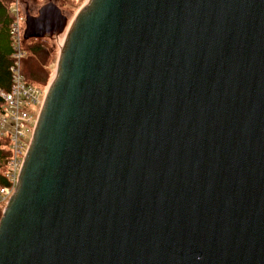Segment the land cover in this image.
Returning <instances> with one entry per match:
<instances>
[{
    "label": "water",
    "instance_id": "water-1",
    "mask_svg": "<svg viewBox=\"0 0 264 264\" xmlns=\"http://www.w3.org/2000/svg\"><path fill=\"white\" fill-rule=\"evenodd\" d=\"M63 37L0 264H264V0H86Z\"/></svg>",
    "mask_w": 264,
    "mask_h": 264
},
{
    "label": "built area",
    "instance_id": "built-area-1",
    "mask_svg": "<svg viewBox=\"0 0 264 264\" xmlns=\"http://www.w3.org/2000/svg\"><path fill=\"white\" fill-rule=\"evenodd\" d=\"M19 1L16 0V3H13L12 20L8 27L12 45V65L9 68L12 84L8 92H0L2 100L0 131L2 136L7 137L9 147L5 169L6 185L0 187L1 213L5 210L14 193L48 88V86L27 84L22 73L21 63L25 59L23 49L25 40L23 39L24 30L22 28L25 16L19 12Z\"/></svg>",
    "mask_w": 264,
    "mask_h": 264
},
{
    "label": "trees",
    "instance_id": "trees-1",
    "mask_svg": "<svg viewBox=\"0 0 264 264\" xmlns=\"http://www.w3.org/2000/svg\"><path fill=\"white\" fill-rule=\"evenodd\" d=\"M59 7L76 9V5L73 2L82 3L85 0H57ZM14 0H0V92H8L11 88L12 80L9 68L12 65V45L8 33V27L11 23V9ZM35 40V39H34ZM27 43V42H26ZM30 53L39 60V66L36 67L34 73H23L29 80H32L36 85L46 87L49 81V75L45 70L47 60L49 59L50 52L47 50V46L38 41L28 48ZM2 100L0 97V109ZM1 146V144H0ZM8 158H4L0 149V187L6 185L5 169ZM1 217V212H0Z\"/></svg>",
    "mask_w": 264,
    "mask_h": 264
},
{
    "label": "rangeland",
    "instance_id": "rangeland-1",
    "mask_svg": "<svg viewBox=\"0 0 264 264\" xmlns=\"http://www.w3.org/2000/svg\"><path fill=\"white\" fill-rule=\"evenodd\" d=\"M14 2L16 3V0H14ZM47 2H53L55 5H57L59 7V2L57 0H20L19 5H18L19 6V12L21 15L25 16V12L28 11L30 15L36 16L39 8L41 6H43L44 4H46ZM85 2H86V0L83 1L82 3L73 2V5H76V9H72V7L71 8L64 7L62 9H61V7H59V8L67 16L68 22H70L73 19V17L75 16V14L78 12V10L85 4ZM22 29L24 30V26ZM38 41H42V43H44L47 46V50L50 52L49 59L47 60V63L45 66V70L49 75V81H48V85H49V83L52 80L53 75H54V70L56 67V62L58 59L60 46L63 43V37L61 36L57 40H54V39H52V40H50V39H38V40H36L35 39L34 40V39H32V40L24 41L23 49L25 51V59H23L22 63H21L23 73H25V72L34 73L36 71L35 70L36 67L39 66V60L37 59V57L34 56L33 53H30V51H28V48ZM24 77H25L27 84L36 85L32 80H29L26 77V74ZM1 107H2V104H1ZM1 115H2V113H1V109H0V116ZM0 144H1V146H0L1 153H2V155H4V158L6 159L9 156L8 139L6 136L1 135V131H0Z\"/></svg>",
    "mask_w": 264,
    "mask_h": 264
},
{
    "label": "crops",
    "instance_id": "crops-1",
    "mask_svg": "<svg viewBox=\"0 0 264 264\" xmlns=\"http://www.w3.org/2000/svg\"><path fill=\"white\" fill-rule=\"evenodd\" d=\"M56 40V39H55Z\"/></svg>",
    "mask_w": 264,
    "mask_h": 264
}]
</instances>
